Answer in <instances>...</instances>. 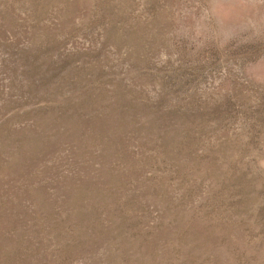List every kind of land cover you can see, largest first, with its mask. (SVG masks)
Returning a JSON list of instances; mask_svg holds the SVG:
<instances>
[{
	"label": "rangeland",
	"instance_id": "rangeland-1",
	"mask_svg": "<svg viewBox=\"0 0 264 264\" xmlns=\"http://www.w3.org/2000/svg\"><path fill=\"white\" fill-rule=\"evenodd\" d=\"M0 264H264V0H0Z\"/></svg>",
	"mask_w": 264,
	"mask_h": 264
}]
</instances>
